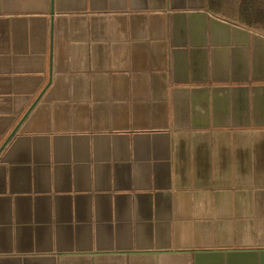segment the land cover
Instances as JSON below:
<instances>
[{
  "label": "crops",
  "instance_id": "crops-1",
  "mask_svg": "<svg viewBox=\"0 0 264 264\" xmlns=\"http://www.w3.org/2000/svg\"><path fill=\"white\" fill-rule=\"evenodd\" d=\"M212 1L0 0V264H264V34Z\"/></svg>",
  "mask_w": 264,
  "mask_h": 264
},
{
  "label": "trees",
  "instance_id": "trees-1",
  "mask_svg": "<svg viewBox=\"0 0 264 264\" xmlns=\"http://www.w3.org/2000/svg\"><path fill=\"white\" fill-rule=\"evenodd\" d=\"M212 11L222 19L264 34V0H213Z\"/></svg>",
  "mask_w": 264,
  "mask_h": 264
},
{
  "label": "water",
  "instance_id": "water-1",
  "mask_svg": "<svg viewBox=\"0 0 264 264\" xmlns=\"http://www.w3.org/2000/svg\"><path fill=\"white\" fill-rule=\"evenodd\" d=\"M12 135V134H11Z\"/></svg>",
  "mask_w": 264,
  "mask_h": 264
}]
</instances>
